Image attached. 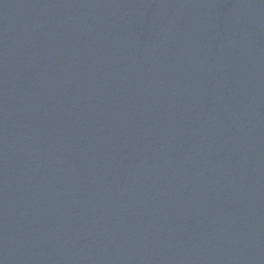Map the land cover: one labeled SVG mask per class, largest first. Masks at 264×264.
Here are the masks:
<instances>
[{
  "label": "water",
  "instance_id": "water-1",
  "mask_svg": "<svg viewBox=\"0 0 264 264\" xmlns=\"http://www.w3.org/2000/svg\"><path fill=\"white\" fill-rule=\"evenodd\" d=\"M0 264H264V0H0Z\"/></svg>",
  "mask_w": 264,
  "mask_h": 264
}]
</instances>
